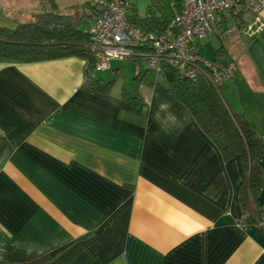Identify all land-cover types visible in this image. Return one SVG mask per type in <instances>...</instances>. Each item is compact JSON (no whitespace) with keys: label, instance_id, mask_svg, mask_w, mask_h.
Masks as SVG:
<instances>
[{"label":"crops","instance_id":"crops-1","mask_svg":"<svg viewBox=\"0 0 264 264\" xmlns=\"http://www.w3.org/2000/svg\"><path fill=\"white\" fill-rule=\"evenodd\" d=\"M33 1L42 10L26 20L93 0ZM242 18L222 44L236 70L219 92L264 140V30L248 39L253 16ZM121 62L95 75L75 56L0 62V138L12 144L0 156V264L4 246L43 255L85 235L90 253L72 264H264V230L246 222L240 203L241 160H225L159 80L141 79L140 103H127L141 66L134 61L127 85ZM104 73L114 80L106 92ZM257 163L253 206L264 210V155Z\"/></svg>","mask_w":264,"mask_h":264},{"label":"trees","instance_id":"trees-1","mask_svg":"<svg viewBox=\"0 0 264 264\" xmlns=\"http://www.w3.org/2000/svg\"><path fill=\"white\" fill-rule=\"evenodd\" d=\"M96 1L88 2L82 7L72 6L63 13H33L14 28L0 26V62L31 64L75 56L85 61L86 74L92 72L94 52L85 31L95 20L92 21L93 15L97 17L100 13ZM181 7V0H153L144 17L139 18L134 14L130 18L128 16V21L139 30L160 33L167 27L171 18L180 13ZM88 20L91 22L83 28L82 24L87 25ZM239 21L232 34L245 26L246 22L242 17ZM226 38L218 37L220 41ZM199 48L200 43L197 45L198 51ZM147 53L149 49L145 46L137 47L135 56L129 60L140 61ZM221 57H230L224 45L215 52L214 58ZM142 67L133 79V90L123 92L124 100L133 106L138 105L141 101V79H147L154 85L158 84L161 78L165 90L189 111L202 132L219 149L222 157L225 160L233 157L241 160L246 177L240 203L246 215V222L251 220L250 222L258 227L264 210L256 209L253 205L262 184L257 162L264 155V140L258 136L255 127L245 117L232 113L219 90L211 86L206 79L182 78L178 72L163 64L156 80V76L146 69L145 64ZM92 82L94 85H100L99 80L95 78ZM113 83L114 80L105 81L101 84L102 91L106 92ZM6 149H12L10 140L7 137L0 138V156ZM252 215L255 216L254 220ZM92 240L93 236L85 235L43 255H27L19 249L4 246V263L72 264L81 253H90L88 246Z\"/></svg>","mask_w":264,"mask_h":264},{"label":"built area","instance_id":"built-area-1","mask_svg":"<svg viewBox=\"0 0 264 264\" xmlns=\"http://www.w3.org/2000/svg\"><path fill=\"white\" fill-rule=\"evenodd\" d=\"M179 14L173 16L160 33L146 32L132 26L127 19V0H97L100 13L86 29L94 52L92 74L110 69V62L134 57L136 48L145 46L149 53L143 57L145 67L156 76L163 64L178 72L182 78H204L216 90L234 77L236 62L231 57L206 59L197 45L214 34L226 38L236 30L243 14L253 16L245 28L248 39L264 30L260 13L264 0H181ZM223 28H225L223 30ZM264 229V215L258 221Z\"/></svg>","mask_w":264,"mask_h":264},{"label":"rangeland","instance_id":"rangeland-1","mask_svg":"<svg viewBox=\"0 0 264 264\" xmlns=\"http://www.w3.org/2000/svg\"><path fill=\"white\" fill-rule=\"evenodd\" d=\"M152 1L153 0H129V2H132L134 4V8L139 13V15L141 14L145 15L146 10L151 7ZM43 6H46V3L43 4ZM41 7L42 4L34 2L33 0H0V26L7 28H14L20 22L26 20L24 19V17L27 13H29L30 11H34V9L42 10ZM11 8H15V10H18V12L3 13V10L11 11L10 10ZM156 10L157 9H155V11ZM128 12H129L128 15L129 18L132 15H134V13L131 10H128ZM8 17L10 20L6 19ZM224 40H222L223 42H220V40L214 34H211L210 36H208L206 40H203L200 43L199 51L204 58L212 59L214 52L221 48V45L225 42ZM143 63L144 60L141 59L138 65L139 67L141 66L139 69H143L142 67ZM118 64L121 66V73L118 76V81H122L127 85L131 84L132 80H131L130 71L136 69L135 62L133 60H125L124 62ZM102 77L105 80H110L112 78V74L104 73ZM161 82L162 79L160 78V83Z\"/></svg>","mask_w":264,"mask_h":264}]
</instances>
